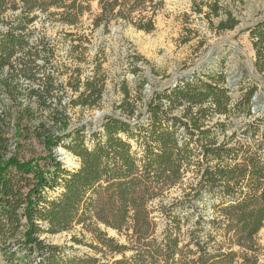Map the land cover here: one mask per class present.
<instances>
[{"label":"trees","instance_id":"trees-1","mask_svg":"<svg viewBox=\"0 0 264 264\" xmlns=\"http://www.w3.org/2000/svg\"><path fill=\"white\" fill-rule=\"evenodd\" d=\"M93 1L101 10L96 25L126 22L147 34L164 6L163 0H0V101L15 104L8 115L15 132L38 140L44 153L20 160L6 157L0 144V264H258L264 118L251 113L256 87L233 102L218 72L191 74L148 97L144 81L133 90L123 82L119 115H107L96 130L74 126L71 110L96 109L103 101L107 78L101 62L96 59L92 75L84 77L80 67L72 69L66 85L54 72L41 76L38 61L48 66L55 50L33 44L32 27L37 13L74 26ZM209 8V23L223 17L217 33L238 25L217 3ZM248 32L261 74L264 21ZM129 60L135 74L138 62H145L137 54ZM239 116L252 119L231 131ZM58 148L76 164L57 159ZM187 181L189 194L164 201ZM195 201L210 209V220L181 215ZM76 226L87 228L94 242H70L92 255L42 239ZM99 226L130 233L129 245Z\"/></svg>","mask_w":264,"mask_h":264},{"label":"rangeland","instance_id":"rangeland-1","mask_svg":"<svg viewBox=\"0 0 264 264\" xmlns=\"http://www.w3.org/2000/svg\"><path fill=\"white\" fill-rule=\"evenodd\" d=\"M163 2V9L154 18V31L148 34L136 30L126 22L112 21L107 27L104 24L96 25L95 20L101 12L97 1L89 3L88 9L83 11L74 26L58 22V16L47 19V14L37 13L39 18L32 27L36 32L33 44L38 47L47 44L50 49L55 50L48 66H44L46 60L38 61L41 76L46 71L54 72L66 85L72 69L80 67L83 77L92 75L94 61L98 59L101 62L102 74L107 78L106 91L100 107L91 110L80 108L71 110L72 124L85 125L88 130H96L107 115H119L115 108L122 100L120 85L123 82L133 90L144 81V93L148 97L154 91L166 89L167 85L174 81L178 83L186 79L190 72L192 76L209 72L225 75V86L230 91L233 102L238 101L247 89L256 87L251 113L254 118H264V72L259 74L254 68L255 52L248 32L250 28L264 21V0H163ZM215 3L222 9L230 11L237 19L238 25L234 30L216 32L214 27L223 18L222 14L219 18H211L209 23L205 15L209 13L210 5ZM199 7L202 13H198ZM50 13L58 12L51 10ZM131 54H137L145 60L135 66L138 71L136 74L134 67L130 66ZM195 67L197 70L192 72ZM1 99L0 144H5V156L15 155L20 160L43 156V148L38 140H28L15 132L8 115L15 111L16 106L4 98ZM66 100L67 98H64V101ZM42 116L37 114V119ZM251 119L246 116L233 118L234 127L230 130H243ZM59 151L64 152L58 148L57 159L64 163L76 164V159L70 154L65 152V155L60 156ZM188 182L190 181L170 190L164 201L184 198L190 192ZM153 206L156 207L157 203L155 202ZM211 213L204 202L195 201L193 204L185 205L181 215L193 217L204 215L210 220ZM99 228L118 244L129 245L130 233L116 232L102 226ZM71 237L83 238L88 243L94 242L91 232L81 226H76L67 233L45 235L42 239L51 245L72 247L75 253L92 255L89 249L73 245L70 242ZM257 241L261 248L258 264H264V223L257 235ZM129 255L130 253H126V256ZM119 258L120 256L115 257Z\"/></svg>","mask_w":264,"mask_h":264},{"label":"water","instance_id":"water-1","mask_svg":"<svg viewBox=\"0 0 264 264\" xmlns=\"http://www.w3.org/2000/svg\"><path fill=\"white\" fill-rule=\"evenodd\" d=\"M251 68H252V66H251ZM196 70H197V67H195V68L192 70V72H193V71H196ZM191 74H192L191 72L188 73V74H187V78H189V77L191 76ZM175 83H176V81H174L173 83L167 85V87L174 86ZM103 115H104V113H103ZM63 154H65L63 151H59V155H60V156H62ZM65 164H67V165H71V163H68V162H65Z\"/></svg>","mask_w":264,"mask_h":264},{"label":"bare ground","instance_id":"bare-ground-1","mask_svg":"<svg viewBox=\"0 0 264 264\" xmlns=\"http://www.w3.org/2000/svg\"><path fill=\"white\" fill-rule=\"evenodd\" d=\"M63 155H65V154H63Z\"/></svg>","mask_w":264,"mask_h":264}]
</instances>
